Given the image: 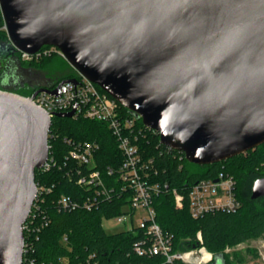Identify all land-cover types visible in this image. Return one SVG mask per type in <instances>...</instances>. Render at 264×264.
Listing matches in <instances>:
<instances>
[{
	"label": "water",
	"instance_id": "1",
	"mask_svg": "<svg viewBox=\"0 0 264 264\" xmlns=\"http://www.w3.org/2000/svg\"><path fill=\"white\" fill-rule=\"evenodd\" d=\"M0 11L15 49L56 46L189 161L215 163L264 143V0H0ZM67 80L75 81L60 84ZM10 84L6 73L0 264H22L52 117L33 101L46 88L25 96ZM75 108L56 115L72 117ZM263 196L264 176L252 188V198Z\"/></svg>",
	"mask_w": 264,
	"mask_h": 264
},
{
	"label": "trees",
	"instance_id": "2",
	"mask_svg": "<svg viewBox=\"0 0 264 264\" xmlns=\"http://www.w3.org/2000/svg\"><path fill=\"white\" fill-rule=\"evenodd\" d=\"M4 25L0 11V45H6V53L1 58L15 62L19 71H27L29 74L35 67L42 68L46 79V83L41 84L38 81L41 74L38 72L31 74V79L28 77L24 86L17 89L9 86L6 89L30 96L39 88L54 87L62 80L78 74L64 57L55 52L29 61L22 60L3 29ZM6 65L4 68H7ZM35 78L39 84L30 85ZM123 110L134 115L124 106ZM136 127L141 129L138 140L140 149L146 156L153 157L158 167L156 179L167 182L170 187L169 191L156 195L153 202L157 221L165 232L174 236V249L186 250L197 246V233L200 231L203 244L209 251L221 256L223 264H234L233 259L226 253L227 247L245 242L254 236L264 237V196L252 198L254 182L264 176V143L219 162L198 164L189 161L183 151L163 144L159 134L148 128L142 118L137 117ZM64 138L97 141L100 144L95 162L96 167L103 172L107 186L113 184V176L107 174V168H117L122 160L116 140L105 123L84 117L53 118L49 144L61 166L47 171L36 169L38 185L50 188L44 192L42 202V210L50 222L28 237L32 240L28 257L34 259V264H77L90 255L99 264H170L160 256L143 257L134 254L132 244L138 238L137 234L127 230L112 234L106 232L103 219L112 218L122 212V206L127 202L124 195L102 200L91 210L83 207L69 211L58 209L57 202L62 195L81 200L94 192L92 188L78 184L75 177L67 175L64 155L69 147ZM221 171L232 174L236 179L240 208L236 211H210L198 218L193 217L188 201L192 185L203 178H214ZM174 188L184 196L182 207L176 205L171 192ZM41 218L40 216L36 223ZM171 264L184 263L177 261Z\"/></svg>",
	"mask_w": 264,
	"mask_h": 264
},
{
	"label": "built area",
	"instance_id": "3",
	"mask_svg": "<svg viewBox=\"0 0 264 264\" xmlns=\"http://www.w3.org/2000/svg\"><path fill=\"white\" fill-rule=\"evenodd\" d=\"M3 29L6 30V25ZM16 50L20 53V58L25 61L54 52L64 57L56 46L44 47L34 54ZM71 78L75 81L67 80L61 84L59 82L54 87H46V90L39 91L33 101L47 111L52 120L57 116L56 113L69 112L76 106L72 117H84L105 123L116 140L122 160L117 168L111 166L107 168V174L113 176V184L107 186L104 174L96 167L95 162L100 144L97 141L64 138L69 147L64 155L67 175L75 177L78 184L92 188L94 192L81 200L62 195L57 202L58 209L69 211L83 207L91 210L102 200L124 195L127 202L122 206V212L112 218L120 224L129 223L126 230L138 235L132 244L134 254L143 257L160 256L170 264L177 261L184 264H214L215 254L203 244L200 231L197 233V246L186 250L174 249L173 234L165 232L157 221L154 197L169 191L170 187L167 182L156 179L158 167L154 158L146 156L140 149L138 140L141 129L138 130L136 127L137 117L124 111L119 101L80 72ZM55 89L57 90L54 92ZM55 166L60 167L61 163L49 144L48 159L40 169L47 171ZM37 187V196L23 225L25 245L22 264H34V259L28 257L32 247V240L28 237L50 222L42 210L43 194L50 188L38 183ZM171 192L176 205L182 207L184 196L175 188ZM188 201L190 213L195 218L210 211H236L241 206L236 194V179L232 174L222 171L214 178H203L195 182L189 191ZM40 216L41 221L36 223ZM93 258L94 256L90 255L85 261L77 264H99ZM250 264H264V257L262 261Z\"/></svg>",
	"mask_w": 264,
	"mask_h": 264
},
{
	"label": "rangeland",
	"instance_id": "4",
	"mask_svg": "<svg viewBox=\"0 0 264 264\" xmlns=\"http://www.w3.org/2000/svg\"><path fill=\"white\" fill-rule=\"evenodd\" d=\"M5 46L6 45L4 44L0 45V83L3 75L8 73L11 83L10 86L14 87V83H17L16 87L19 88L20 86H24L26 84L25 82L28 80V77L31 79L30 77L32 76L31 74L35 75V73L38 72L39 74H41V77L38 79V81L41 84L46 83V79L43 76L44 72L43 70H41L42 68L35 67L34 70L31 71V74H29L27 71L25 72L24 71L22 72V70L19 71L15 62H11V60L8 59H3V57L1 58V55H4L6 53ZM5 65L7 66V68L6 67L4 68ZM38 81L37 79L36 80L33 79V81L31 80V84L30 83L28 84L34 85L37 84ZM134 219H136V217H134ZM128 226L129 223L120 224L114 218L103 219V227L106 230V232L109 234L126 230ZM261 239L262 238L259 236L251 237L249 240L245 242H241L234 246L227 247L226 253L229 255V258L233 259L234 264H250L252 262H256L259 259L257 243L261 241Z\"/></svg>",
	"mask_w": 264,
	"mask_h": 264
},
{
	"label": "crops",
	"instance_id": "5",
	"mask_svg": "<svg viewBox=\"0 0 264 264\" xmlns=\"http://www.w3.org/2000/svg\"><path fill=\"white\" fill-rule=\"evenodd\" d=\"M261 238H262L261 241L257 243L259 259L256 262L262 261L264 257V237H261Z\"/></svg>",
	"mask_w": 264,
	"mask_h": 264
}]
</instances>
